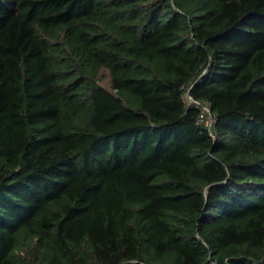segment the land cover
I'll return each mask as SVG.
<instances>
[{"label":"trees","instance_id":"16d2710c","mask_svg":"<svg viewBox=\"0 0 264 264\" xmlns=\"http://www.w3.org/2000/svg\"><path fill=\"white\" fill-rule=\"evenodd\" d=\"M0 264H264V0H0Z\"/></svg>","mask_w":264,"mask_h":264},{"label":"built area","instance_id":"2783aa9c","mask_svg":"<svg viewBox=\"0 0 264 264\" xmlns=\"http://www.w3.org/2000/svg\"><path fill=\"white\" fill-rule=\"evenodd\" d=\"M204 109L207 110L206 108H204ZM200 116H202V114Z\"/></svg>","mask_w":264,"mask_h":264}]
</instances>
